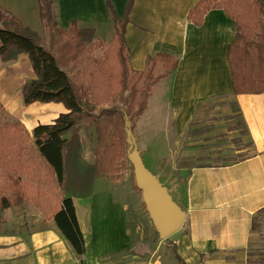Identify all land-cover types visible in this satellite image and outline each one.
<instances>
[{
  "label": "crops",
  "instance_id": "obj_1",
  "mask_svg": "<svg viewBox=\"0 0 264 264\" xmlns=\"http://www.w3.org/2000/svg\"><path fill=\"white\" fill-rule=\"evenodd\" d=\"M55 1L62 24L68 27V23L76 21V24L92 27L99 40H110L114 25L106 0ZM108 1L116 17L123 18L129 0ZM198 1L132 0L124 27L128 65L133 70H143L146 58L156 53L177 59L173 72L159 79L167 77L166 109L172 119L175 147L186 149L181 152L182 157L207 158L215 150L224 148L219 146L223 141H219L222 137L218 135L236 132L235 129H215V139H208L209 135L204 133L188 134L200 127L207 105L223 98H230L236 104L248 132L243 140L250 141V146L247 157L241 161L224 166L205 163L189 168L186 176L179 178L177 197L166 188L174 197L173 203L184 213L182 226L167 238H171V245L185 264H264V255L259 251L264 244V234L252 225L264 209V93L232 94L227 50L235 35L234 21L222 7H214L204 14L199 25H195L187 14ZM36 2L34 16L40 24ZM13 4L12 0H0V8L28 26L25 20L28 17L18 16L20 12ZM19 58L28 60L26 54H19L10 64ZM13 97L0 87V104L29 135L37 124L50 123L66 111L61 103L33 102L18 113V101ZM32 116L35 118L30 122ZM238 136H232L231 140ZM41 165L44 173L49 171L43 162ZM32 185L33 182L26 186ZM41 190L44 196L51 193ZM18 196L19 203L0 208V264H113L109 257L128 246L125 207L113 199L110 190L98 187L97 179L86 196H71L85 245L80 258L53 222L59 202L47 212L44 205L36 203L37 198L26 200ZM76 199L84 202L88 229L94 230L97 222V212L95 215L92 212L99 207L109 210L104 218L109 220L111 228L96 233L90 250L76 210ZM144 264L179 263L173 253L164 259L154 251Z\"/></svg>",
  "mask_w": 264,
  "mask_h": 264
},
{
  "label": "trees",
  "instance_id": "obj_2",
  "mask_svg": "<svg viewBox=\"0 0 264 264\" xmlns=\"http://www.w3.org/2000/svg\"><path fill=\"white\" fill-rule=\"evenodd\" d=\"M37 1L40 17L48 24L50 0ZM131 2H127L124 17L119 19L106 0L114 25L106 47L95 38L92 27L78 26L76 21H71L67 28L55 27L45 46L35 30L0 8V60L8 62L26 54L34 74L20 88L22 104L56 102L66 109L50 123L34 126L31 135L17 121L0 123V186L14 189L13 204L20 202L18 190L24 183L34 182L39 189L61 194L52 219L78 258L84 254L85 245L71 196L89 194L95 179L109 170L119 151L125 150V123L144 109L149 89L162 76L156 74L158 66L163 75H170L177 64L175 57L156 53L146 58L143 70L130 68L124 27ZM214 7H222L235 24V35L227 50L232 94L264 93V0H199L189 9L187 17L199 25L204 14ZM99 47H103L102 54L87 58ZM141 80L146 83L140 88ZM125 92H129L127 97ZM117 99L126 102V107L104 106ZM134 102L137 109L132 112ZM237 114L239 121L231 129L238 130L239 136L230 141L236 149L232 150L228 143L224 145L222 136L219 146L224 148L212 152L208 158L213 161L207 164L224 166L247 157L250 141L243 139L248 132ZM86 120L96 133L90 164L80 162L79 125ZM108 125L112 131L108 143L103 145L102 131ZM38 159L49 169L44 175ZM6 201L0 195V208L8 205ZM255 222L256 218L252 225L257 228ZM172 252L179 264H185L174 246Z\"/></svg>",
  "mask_w": 264,
  "mask_h": 264
},
{
  "label": "rangeland",
  "instance_id": "obj_3",
  "mask_svg": "<svg viewBox=\"0 0 264 264\" xmlns=\"http://www.w3.org/2000/svg\"><path fill=\"white\" fill-rule=\"evenodd\" d=\"M9 1V0H8ZM14 7L20 13L18 16L28 17L26 20L28 26L37 31L41 38L43 45L47 46L49 43L50 35L55 27H65L58 17V9L55 0H50L51 4V21L47 24L40 18V24H38V18L35 17L34 8L36 7L37 0H12ZM39 5V4H38ZM34 7V8H33ZM7 10H9L6 5ZM1 10L7 14L3 8ZM14 10V9H13ZM37 15V13H36ZM69 25V23H68ZM78 26H81L77 23ZM67 27V26H66ZM89 27V26H87ZM99 40L98 37L95 36ZM103 38L102 42L106 47L108 41ZM101 41V40H100ZM103 53V47L96 48L87 58L100 55ZM16 59V58H15ZM12 61V60H11ZM11 61L2 62L0 66V87L7 95L8 93L16 98L18 101V113L26 109V106L21 101V86L28 80L34 77L31 70L30 63L24 58L17 59L14 63ZM9 63V64H6ZM156 74L163 75V70L157 68ZM166 79H158L157 83L151 86L150 91L146 95V104L141 114L135 115L129 121L127 127L130 131V136L133 141V146L142 159L145 169L150 175L156 177L159 183L168 188L174 196L177 197L179 188V178H184L192 166L205 164L212 162L211 158L206 156H199L196 158H185L180 154L186 149L175 147V136L172 130V119L168 115L166 109ZM145 81L141 80L139 87L145 85ZM129 92H125L124 96L127 97ZM12 98V99H13ZM15 100V99H13ZM113 104L126 107V102L119 99L114 102L105 104V107ZM1 105V104H0ZM61 105V104H59ZM208 110L205 114V118L200 123V127L195 132H188L189 135L195 133H204L208 136V139H215L214 130L224 128L230 130L237 125L239 116L234 108L233 102L230 98H223L214 100L208 105ZM28 107V106H27ZM0 109V123L5 120L16 122L1 105ZM132 112L137 109L136 103H132ZM17 110V109H16ZM35 117H29L30 122ZM19 122V121H17ZM20 123V122H19ZM112 126L108 125L106 129L102 131V144L108 143ZM28 133V132H27ZM29 134V133H28ZM239 134L236 132H225L218 136L224 137V145L231 144L232 136ZM79 135L81 140L80 150V162L82 164H90L93 162V147L96 142V133L94 129L88 124V120L83 121L79 125ZM237 138V137H236ZM207 139V140H208ZM241 147V146H240ZM232 150L236 149V146H231ZM247 151L246 149L244 150ZM206 152H209L208 150ZM210 157V156H209ZM44 175V172H43ZM98 187L108 189L113 194V199L118 201L125 207V225L129 232V242L125 250L120 253L114 254L109 258L113 261V264H144L152 257V252L155 251L156 255H161L166 259L172 252L171 238L162 239L159 237L147 211L144 206L141 197V191L137 188L134 179L133 167L131 162L127 158V150L119 151L113 160V163L109 167V170L102 176L97 178ZM2 183L0 179V184ZM34 183V182H33ZM27 184H21L18 193L26 200H34L37 198V204L39 206L44 205L47 212L50 206L59 201L58 196L55 193H50L47 196L43 195L42 190L34 183V185L28 188ZM32 187V188H31ZM35 187V188H34ZM27 189V190H26ZM34 189V190H32ZM167 189V191H168ZM168 191L171 200L175 203L174 197ZM0 195L7 199L8 205L4 208L13 205L15 199V192L12 188H6L3 185L0 186ZM46 197V198H44ZM6 201V203H7ZM76 210L84 228L86 235V244H90L88 250L94 245L95 235L98 231H108L111 227L108 226L109 220L104 218L108 216L109 210L105 207H99L97 211L92 212L96 215V226L94 230L88 229L89 220L87 217L86 207L82 199H76ZM46 212V213H47ZM256 227L264 234V212L256 218ZM93 233H95L93 235ZM110 233V232H107ZM93 243V244H92ZM259 251L264 255V244L260 245ZM155 257V255H154Z\"/></svg>",
  "mask_w": 264,
  "mask_h": 264
},
{
  "label": "water",
  "instance_id": "obj_4",
  "mask_svg": "<svg viewBox=\"0 0 264 264\" xmlns=\"http://www.w3.org/2000/svg\"><path fill=\"white\" fill-rule=\"evenodd\" d=\"M125 124L127 158L133 167L135 184L159 237L165 239L182 226L184 213L173 203L166 188L145 169L133 146L128 123Z\"/></svg>",
  "mask_w": 264,
  "mask_h": 264
},
{
  "label": "built area",
  "instance_id": "obj_5",
  "mask_svg": "<svg viewBox=\"0 0 264 264\" xmlns=\"http://www.w3.org/2000/svg\"><path fill=\"white\" fill-rule=\"evenodd\" d=\"M82 264H97V263H85V262H84V263H82Z\"/></svg>",
  "mask_w": 264,
  "mask_h": 264
}]
</instances>
